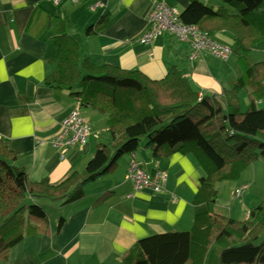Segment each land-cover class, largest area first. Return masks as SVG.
I'll return each instance as SVG.
<instances>
[{"label": "crops", "instance_id": "0c3cea01", "mask_svg": "<svg viewBox=\"0 0 264 264\" xmlns=\"http://www.w3.org/2000/svg\"><path fill=\"white\" fill-rule=\"evenodd\" d=\"M164 1L182 13L192 0ZM199 1L214 9L225 7L219 0ZM155 2L0 0V139L15 153L30 182L60 184L83 172L98 147L111 142L107 115L82 107L72 90L46 82L59 67L55 39L59 33L67 32L78 43L80 67L89 62L96 68L138 70L151 81L163 80L175 68L199 97L221 96L232 90L241 71L245 73L249 65L262 62H250V55L247 60L240 59L235 36L226 30L218 31L214 39L233 48L228 60L211 53L191 59L188 44L170 34L151 44L141 43ZM103 22L98 32L86 33L89 27ZM239 98L245 112L251 101L247 90H241ZM75 110L91 123L92 132L84 147H73L62 158L49 140ZM132 160L148 173L166 171L164 190L136 191L127 175ZM263 165L256 162L239 183L229 186L232 202H241L231 208L229 215L235 219L247 220L251 210L263 201L264 189L257 187ZM205 175L194 155L177 152L155 158L144 139L137 151L120 158L111 172L84 185L81 198L68 202L35 200L47 213L49 228L26 235L7 255L0 256V264H123L125 255L140 240L193 228L196 196ZM243 185L248 189L236 200L234 192ZM216 204L213 213H224L225 209Z\"/></svg>", "mask_w": 264, "mask_h": 264}, {"label": "trees", "instance_id": "16d2710c", "mask_svg": "<svg viewBox=\"0 0 264 264\" xmlns=\"http://www.w3.org/2000/svg\"><path fill=\"white\" fill-rule=\"evenodd\" d=\"M222 1L228 7L214 9L192 0L180 19L213 39L221 30L232 33L236 52L247 60L254 47L264 43V0ZM103 24L86 33L98 32ZM55 39L59 67L47 84L72 90L82 107L107 115L111 142L98 147L83 172L54 185L49 180L30 182L15 153L0 139V256L26 235L49 228L48 215L35 200L81 198L84 185L111 172L145 139L155 158L192 154L206 175L196 196L193 228L140 240L123 264H264V201L243 221L213 213L216 183L236 180L257 160H264V107L258 104L264 102V61L241 71L232 90L199 97L175 68L163 80L151 81L138 70L96 68L89 62L80 67L78 43L67 32ZM241 90H247L251 99L245 112ZM62 224L63 220L59 227Z\"/></svg>", "mask_w": 264, "mask_h": 264}, {"label": "built area", "instance_id": "2783aa9c", "mask_svg": "<svg viewBox=\"0 0 264 264\" xmlns=\"http://www.w3.org/2000/svg\"><path fill=\"white\" fill-rule=\"evenodd\" d=\"M54 1L59 4L62 0ZM73 1L77 2V0ZM148 22L149 28L140 39L143 44H151L160 36L170 34L188 44L191 59L211 53L223 60H228L233 53L232 48L220 44L197 25L184 24L180 19V12L164 0H156L150 11ZM91 132V123L86 121L78 110H75L61 122L59 132L49 140V143L61 151V157L65 158L71 148L84 147L88 143ZM127 175L136 191L150 189L156 193L162 192L167 180L166 171L156 170L148 173L136 160L130 162ZM247 189V185L238 187L234 192V198L236 200L242 198ZM131 196L132 194L129 195Z\"/></svg>", "mask_w": 264, "mask_h": 264}, {"label": "rangeland", "instance_id": "374dc122", "mask_svg": "<svg viewBox=\"0 0 264 264\" xmlns=\"http://www.w3.org/2000/svg\"><path fill=\"white\" fill-rule=\"evenodd\" d=\"M219 1L222 2L223 6H225V7L227 6L228 7V4L227 3H225L222 0H219ZM263 60H264V43H260V44H258L256 46V48L254 49V51H252V53H250L249 61L252 62V63H255V62L263 61ZM260 107H264V105H262ZM94 132H96V131H94ZM101 142H102V139H101ZM258 161H261L264 164V160L263 159L257 160L256 162H258ZM249 168H247L243 173H245ZM242 174H241V176H242ZM241 176L238 179H236V180H231V181H228V182L227 181H221V182L216 183V185H217L216 186L217 187L216 189H217V192H218L216 207H221V208H224L225 209V212L222 213V214L220 212L216 211L221 216L235 219L234 217H232L231 215H229L230 212H231V208H233L235 206L236 207L237 206H240L241 205V202H238V201L232 202V198L229 196V193H230L229 186H231L232 184L239 183V181L242 178ZM222 182H224V183H222ZM219 183H221V184H219ZM257 187L260 188L261 190L264 189V167L259 170V174H258V185H257ZM263 201H264V198H263ZM26 203L27 204H30L31 201L30 200H26ZM237 220L243 221L244 220V217L241 218V219H237Z\"/></svg>", "mask_w": 264, "mask_h": 264}]
</instances>
